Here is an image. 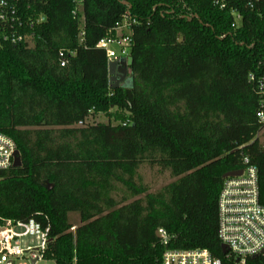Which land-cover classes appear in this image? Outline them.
I'll list each match as a JSON object with an SVG mask.
<instances>
[{
    "label": "trees",
    "instance_id": "16d2710c",
    "mask_svg": "<svg viewBox=\"0 0 264 264\" xmlns=\"http://www.w3.org/2000/svg\"><path fill=\"white\" fill-rule=\"evenodd\" d=\"M80 6L75 17L72 0H20L21 13L28 7L44 21L30 47L0 48V134L20 158L0 171V225L32 220L47 228L45 259L53 264H160L166 249L205 250L235 264L221 253L217 201L222 177L246 157L264 205L256 117L264 111L256 84L264 76V0ZM234 12L242 18L236 29ZM124 18L135 21L127 29L132 65L110 89L98 43L115 37ZM94 115L108 122L89 123ZM144 164L175 180L147 194L135 179ZM117 186L145 195L116 201ZM70 214L79 218L73 231Z\"/></svg>",
    "mask_w": 264,
    "mask_h": 264
},
{
    "label": "built area",
    "instance_id": "2783aa9c",
    "mask_svg": "<svg viewBox=\"0 0 264 264\" xmlns=\"http://www.w3.org/2000/svg\"><path fill=\"white\" fill-rule=\"evenodd\" d=\"M75 8L73 16H77L81 9L80 0H72ZM20 0H0V48L4 46L32 45V31L36 24L44 21L42 17L35 18L18 9ZM223 6H220V9ZM230 27L236 29L241 22V15L232 14ZM134 20L124 18L122 25L117 28L115 37H107L98 43L108 61L127 59L130 57L132 38L127 30ZM123 30L126 33H121ZM81 34V33H80ZM81 36V35H80ZM116 46V52L109 47ZM60 66L64 67L66 59L64 53H59ZM249 81L255 82L256 76L249 75ZM260 98H264V76L256 81ZM263 106V105H262ZM256 117L264 129V111L260 110ZM14 142L0 134V171L13 167ZM242 175L237 178L224 180L218 196V240L220 245L227 248L226 259H233L235 264H264V205L259 202L257 171L250 165L248 158H242ZM0 264H16V261L27 256V263L39 264L45 259L48 247V229H41L34 221L13 222L6 221L0 225ZM14 229H21L17 233ZM39 235L40 247L22 250L19 239L28 235ZM161 245H166L169 237L163 230L157 231ZM33 262V263H32ZM160 264H222L220 259L213 257L205 250H171L166 249L160 257Z\"/></svg>",
    "mask_w": 264,
    "mask_h": 264
},
{
    "label": "rangeland",
    "instance_id": "374dc122",
    "mask_svg": "<svg viewBox=\"0 0 264 264\" xmlns=\"http://www.w3.org/2000/svg\"><path fill=\"white\" fill-rule=\"evenodd\" d=\"M80 11V10H79ZM82 27V20H80V29ZM121 33H126L123 30ZM113 51L116 52V56H118V49L116 46L109 47ZM89 123H103L106 124L108 122V118L104 115H94L92 118H89ZM111 124H116L113 120L110 121ZM259 142L264 145V129L259 133ZM136 183L138 185L143 186L146 190L147 194H154L159 192L163 187L173 182L175 179L171 177V175L167 171L160 170L157 167H149L146 164L140 166L136 172ZM116 192L113 194L114 199L116 201H120L126 198V201H132L134 199L143 198L144 195L139 197L132 198L129 196L123 188L120 186L116 187ZM69 222L74 226L72 231L75 229V226L79 223V218L77 214L69 215ZM15 232L21 233V229H14ZM41 239L39 235H28L19 239V246L22 250L26 249H37L40 247ZM23 262L27 263V256H24L23 259L16 261V264ZM39 264H53L50 260H44Z\"/></svg>",
    "mask_w": 264,
    "mask_h": 264
},
{
    "label": "water",
    "instance_id": "95a60500",
    "mask_svg": "<svg viewBox=\"0 0 264 264\" xmlns=\"http://www.w3.org/2000/svg\"><path fill=\"white\" fill-rule=\"evenodd\" d=\"M132 65V58L128 57L127 59H121V60H113L109 61L107 65V74H108V84L110 89H116L119 87L121 83L124 82L127 76V70ZM20 166V158L19 154L16 151L14 153V163L13 167H19ZM242 175V171H234L225 174L222 178L223 180L227 178H237ZM47 189H51V185L44 184ZM0 231H2V228H0ZM221 253L225 255L227 253L226 246H221ZM33 263V262H32Z\"/></svg>",
    "mask_w": 264,
    "mask_h": 264
}]
</instances>
